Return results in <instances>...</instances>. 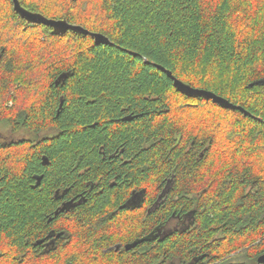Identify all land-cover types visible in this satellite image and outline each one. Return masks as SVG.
Listing matches in <instances>:
<instances>
[{"label":"trees","instance_id":"1","mask_svg":"<svg viewBox=\"0 0 264 264\" xmlns=\"http://www.w3.org/2000/svg\"><path fill=\"white\" fill-rule=\"evenodd\" d=\"M19 1L110 43L0 0V264H260L264 0Z\"/></svg>","mask_w":264,"mask_h":264},{"label":"water","instance_id":"2","mask_svg":"<svg viewBox=\"0 0 264 264\" xmlns=\"http://www.w3.org/2000/svg\"><path fill=\"white\" fill-rule=\"evenodd\" d=\"M13 6H14L13 8L16 11V13H18L20 15V17L22 19H25L28 23H30L32 25H45L47 27H51L53 29L52 30L53 35H56V36L64 35L69 30H71V31H74L80 35L91 36L92 38H94L96 44H109L110 43L109 39L106 38L103 34L91 33L90 31L84 29L80 25L70 24L66 20H55V19L48 18V17H46L40 13L30 12L21 5L19 0H13ZM159 68L163 71H166L162 67H159ZM166 73L168 74L169 77H171L174 80L175 87L178 89V91L187 95L188 97H199V98H205L207 100H212L214 103L220 105L221 107H223L225 109L240 110L241 112L244 113L245 116H250V113L247 112L244 108L232 104L227 99H225L221 96H218L217 94H215L211 91L193 88L192 86L185 84L184 82L176 79L172 75L171 72L166 71ZM257 84H264V80L253 83V84H251V86L253 87L254 85H257ZM43 161H44V164L49 163L48 158L45 156L43 157ZM136 244L137 243H134L132 246L135 247ZM125 248H126V250H129L130 246L128 245ZM258 262L260 264H264V255L259 257Z\"/></svg>","mask_w":264,"mask_h":264},{"label":"rangeland","instance_id":"3","mask_svg":"<svg viewBox=\"0 0 264 264\" xmlns=\"http://www.w3.org/2000/svg\"><path fill=\"white\" fill-rule=\"evenodd\" d=\"M28 134L25 131H21L20 133H13L11 128L8 126H0V142H8L11 140H19L24 137H27ZM184 224L179 223L178 221H172L169 225H167L164 229H162V234L170 232L175 228H181Z\"/></svg>","mask_w":264,"mask_h":264},{"label":"flooded vegetation","instance_id":"4","mask_svg":"<svg viewBox=\"0 0 264 264\" xmlns=\"http://www.w3.org/2000/svg\"><path fill=\"white\" fill-rule=\"evenodd\" d=\"M1 143H5V142H1ZM73 201L74 200H64L61 202V206L66 207L68 205H71ZM127 204H128V207H131V208L134 207L137 204L136 196L132 197ZM48 237H50V235ZM54 240L55 238H50L48 240L47 246H50L51 244H53Z\"/></svg>","mask_w":264,"mask_h":264},{"label":"bare ground","instance_id":"5","mask_svg":"<svg viewBox=\"0 0 264 264\" xmlns=\"http://www.w3.org/2000/svg\"><path fill=\"white\" fill-rule=\"evenodd\" d=\"M81 26V25H80ZM83 27V26H82ZM84 29H86L85 27H83ZM86 30H88V31H90L89 29H86ZM68 32H73V33H75V34H77L76 32H74V31H71V30H69ZM67 32V33H68ZM91 32V31H90ZM66 33V34H67ZM91 33H93V32H91ZM66 34H64V35H66ZM78 35H80V34H78ZM59 36H63V35H59ZM86 36V35H85ZM88 36V35H87ZM174 86H175V84H174ZM176 88V87H175ZM177 89V88H176ZM178 90V89H177Z\"/></svg>","mask_w":264,"mask_h":264}]
</instances>
